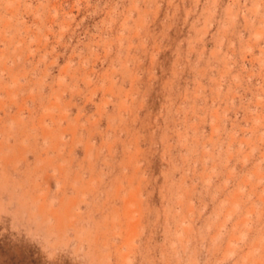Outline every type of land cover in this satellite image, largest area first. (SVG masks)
<instances>
[{
  "label": "rangeland",
  "instance_id": "374dc122",
  "mask_svg": "<svg viewBox=\"0 0 264 264\" xmlns=\"http://www.w3.org/2000/svg\"><path fill=\"white\" fill-rule=\"evenodd\" d=\"M0 264H264V0H0Z\"/></svg>",
  "mask_w": 264,
  "mask_h": 264
}]
</instances>
